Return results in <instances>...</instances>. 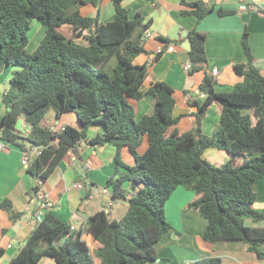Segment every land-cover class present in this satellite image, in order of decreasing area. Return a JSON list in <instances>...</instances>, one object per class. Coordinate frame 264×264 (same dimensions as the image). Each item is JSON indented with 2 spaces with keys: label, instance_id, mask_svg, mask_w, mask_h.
I'll use <instances>...</instances> for the list:
<instances>
[{
  "label": "trees",
  "instance_id": "obj_1",
  "mask_svg": "<svg viewBox=\"0 0 264 264\" xmlns=\"http://www.w3.org/2000/svg\"><path fill=\"white\" fill-rule=\"evenodd\" d=\"M112 1L115 19L101 22L99 15L81 13V7L98 0H0V74L7 65L18 68L2 97L10 110L0 115V139L21 150L42 149L27 167L42 183L70 150L78 155L83 143L95 148L111 144L118 166L106 187L113 202H127L122 218L97 211L87 219L86 229L76 231L47 213L8 264H41L43 257L56 264H94L82 239L84 231L99 242L95 254L102 264H155L157 242L165 233L175 232L166 204L178 187L194 192L187 210L207 220L205 241H243L264 262L260 247L264 226L257 225L264 221V209L257 208L254 189L255 182L264 178V76L253 62L248 31L242 37L248 62L234 65L243 81L231 92H218L206 73L199 85L206 98L192 102L197 108L194 124L180 133L172 87L158 81L144 89L147 65L134 63L146 51L142 40L150 23L140 12L131 18L124 0ZM181 2L187 7L181 14L195 15L198 21L213 9L203 0ZM35 20L44 35L30 53L29 31ZM188 39L192 71H201L207 63L206 34L194 28ZM148 95L156 99L155 109L137 120L133 102ZM213 102L222 106L220 120L214 133L206 135L202 121ZM50 110L57 119L75 113L81 128L66 125L55 131L46 126ZM20 118L31 127L26 135L16 129ZM94 126L101 131L90 137L88 131ZM145 138L148 146L140 153ZM125 147L134 158L132 165L121 158ZM209 149L230 158L215 166L204 157ZM39 189L33 188L35 194ZM0 208L13 223L23 216L9 198L1 201ZM220 261L207 257L195 264Z\"/></svg>",
  "mask_w": 264,
  "mask_h": 264
},
{
  "label": "crops",
  "instance_id": "obj_2",
  "mask_svg": "<svg viewBox=\"0 0 264 264\" xmlns=\"http://www.w3.org/2000/svg\"><path fill=\"white\" fill-rule=\"evenodd\" d=\"M181 1L124 0V6L130 10L131 18L137 12L142 13L145 22L150 23L149 31L155 36L143 38L142 44L146 51L134 60L135 64L147 65L144 89L158 81L172 87L176 101L173 114L180 118L176 127L180 133H184L195 121L194 113L197 108L192 102H203L206 98L205 93L199 90L206 73L213 78L215 90L218 92H231L243 81V76L235 71L234 65L248 62L242 47L245 30L249 34L253 62L264 76V13L255 10L241 12L242 0H203L213 9L198 21L195 15L181 14V11L187 8ZM246 1H255L262 11L264 10V0ZM221 10L228 14L220 15ZM81 13L84 16L99 15L101 22L115 19L112 0H98L97 4L84 5L81 7ZM245 14L249 15L247 20L243 18ZM194 28L206 34L207 55L205 68L196 72L192 69L185 71L186 64L190 62L188 33ZM171 44L175 46L174 51L156 54L159 45L166 50ZM157 55L160 57L155 59ZM214 68L218 70L216 74L212 73ZM14 71L16 67L7 65L0 74L1 116L9 109L3 103L2 97L9 87ZM133 103L136 119L139 120L142 116L153 113L156 99L148 95ZM221 110L222 106L217 102H213L206 109L202 121L203 133L206 135L214 133L219 124ZM21 119L26 135L31 127L25 123L24 118ZM44 124L55 131L66 125L81 128L75 113H66L57 119L54 110L50 114L47 113ZM100 131V126H94L88 131V135L92 137ZM147 146L148 141L145 138L139 152L143 153ZM115 154L116 147L111 144L95 148L83 143L78 147V155L70 150L48 180L40 184L37 178L28 173L27 166L22 164L19 146L12 144L11 147L0 151V203L3 199L9 198L14 208L23 212V216L13 223L7 213L0 208V250H3L0 252V264L10 262L38 222L49 212L78 228L89 216L105 210L108 206L119 214L118 217H113L114 219L122 218L127 212V202H113L110 189L106 187L107 180L118 166ZM35 157L36 154L33 153L31 160ZM204 157L223 165L229 160L230 155L217 149H209ZM121 158L129 165L135 162L126 147L121 151ZM123 170L124 168L119 167V171ZM77 184H81L82 187H78ZM37 185L47 194V201L50 203L48 207H44V202L36 197L33 188ZM127 187L130 188V185L127 184ZM254 189L257 193V208L264 209V178L255 182ZM194 198L193 191L178 187L167 202L166 216L175 232L165 233L157 242L156 250L159 257L155 264H195L196 261L207 257L221 259L215 264H264L248 251V244L243 241L223 240L216 243L205 241L207 220L199 212L187 210L188 202ZM257 225L264 226V221ZM3 229L6 232H2ZM82 239L89 246L94 264H102L95 254V250L100 246L99 242L87 231L83 232ZM260 247L264 250V241L260 243ZM41 264H56V261L50 257H43Z\"/></svg>",
  "mask_w": 264,
  "mask_h": 264
},
{
  "label": "built area",
  "instance_id": "obj_3",
  "mask_svg": "<svg viewBox=\"0 0 264 264\" xmlns=\"http://www.w3.org/2000/svg\"><path fill=\"white\" fill-rule=\"evenodd\" d=\"M252 10L264 13L263 12L264 10L262 11V8L260 6H258V4L255 1L248 2L246 0H242V4L240 5V11L244 12V13H248V12H250ZM151 37H155L154 33L149 31V30H147L145 32L143 38H151ZM174 49H175V46L173 44L169 45L166 50L164 49L163 46L159 45V47L156 50V52H157L156 54L164 53V51L172 52V51H174ZM191 69H192V64L190 62H188L186 64V66H185V71H189ZM217 72H218V70L216 68H214L212 70L213 74H216ZM11 145L12 144L10 142H7V141H4V140L0 139V151L11 147ZM41 150L42 149L40 147H37V146L32 148L31 150H21V154H22L21 162H22V164L28 167V165L30 164V161H31L32 154L34 153L37 156V155H39L41 153ZM39 183L42 184L41 181H39ZM77 186L78 187H82L81 184H77ZM36 197L38 198L39 201L44 202L43 203L44 207L45 206L48 207L50 205V203L47 201V194L43 190L39 189V191L36 193ZM86 226H87V220H84L82 222L81 228H86ZM71 230H73V231L75 230L76 231V230H79V228L76 227V225H72L71 226Z\"/></svg>",
  "mask_w": 264,
  "mask_h": 264
},
{
  "label": "rangeland",
  "instance_id": "obj_4",
  "mask_svg": "<svg viewBox=\"0 0 264 264\" xmlns=\"http://www.w3.org/2000/svg\"><path fill=\"white\" fill-rule=\"evenodd\" d=\"M43 35H44V28L42 27V25L40 24V22H38L37 20L33 21L32 22V25H31V30L29 31V44L27 46V50L30 53L34 52L35 49L38 47V44H39L41 38L43 37ZM16 69H18V68L16 67ZM50 112H52V110H50L48 112V114H50ZM70 113H73V112H70ZM211 163L213 165H215V166L222 165V164H217V162H211ZM260 207H262V206L260 205ZM106 209H107V211L109 213V216L111 218L118 217L117 215H119V214H117V212L114 209H111V206H108L107 208H105V210Z\"/></svg>",
  "mask_w": 264,
  "mask_h": 264
},
{
  "label": "water",
  "instance_id": "obj_5",
  "mask_svg": "<svg viewBox=\"0 0 264 264\" xmlns=\"http://www.w3.org/2000/svg\"><path fill=\"white\" fill-rule=\"evenodd\" d=\"M248 17H249L248 14L243 15V18L246 19V20L248 19ZM16 129L21 131V132H23V133L25 132V129L22 126V119L21 118L17 121Z\"/></svg>",
  "mask_w": 264,
  "mask_h": 264
},
{
  "label": "clouds",
  "instance_id": "obj_6",
  "mask_svg": "<svg viewBox=\"0 0 264 264\" xmlns=\"http://www.w3.org/2000/svg\"><path fill=\"white\" fill-rule=\"evenodd\" d=\"M144 37V36H143Z\"/></svg>",
  "mask_w": 264,
  "mask_h": 264
}]
</instances>
